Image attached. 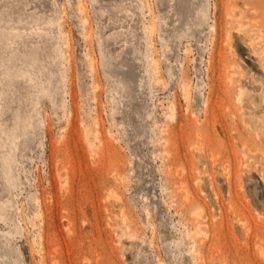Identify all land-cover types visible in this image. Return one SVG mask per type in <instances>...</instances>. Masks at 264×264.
<instances>
[{"label":"rangeland","instance_id":"obj_1","mask_svg":"<svg viewBox=\"0 0 264 264\" xmlns=\"http://www.w3.org/2000/svg\"><path fill=\"white\" fill-rule=\"evenodd\" d=\"M0 264H264V0H0Z\"/></svg>","mask_w":264,"mask_h":264},{"label":"bare ground","instance_id":"obj_2","mask_svg":"<svg viewBox=\"0 0 264 264\" xmlns=\"http://www.w3.org/2000/svg\"><path fill=\"white\" fill-rule=\"evenodd\" d=\"M186 90H184V92H185ZM186 94V93H185ZM174 111V110H173Z\"/></svg>","mask_w":264,"mask_h":264}]
</instances>
